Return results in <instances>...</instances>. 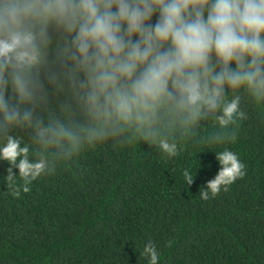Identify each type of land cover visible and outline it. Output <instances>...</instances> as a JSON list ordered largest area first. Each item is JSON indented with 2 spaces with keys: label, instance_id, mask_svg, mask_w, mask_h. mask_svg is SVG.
Returning a JSON list of instances; mask_svg holds the SVG:
<instances>
[{
  "label": "clouds",
  "instance_id": "1",
  "mask_svg": "<svg viewBox=\"0 0 264 264\" xmlns=\"http://www.w3.org/2000/svg\"><path fill=\"white\" fill-rule=\"evenodd\" d=\"M245 99L264 104V0H0V162L15 197L54 156L129 128L169 159L204 121L220 129L206 143L226 145ZM215 153L203 200L246 175L236 152ZM140 256L160 264L154 241Z\"/></svg>",
  "mask_w": 264,
  "mask_h": 264
},
{
  "label": "trees",
  "instance_id": "2",
  "mask_svg": "<svg viewBox=\"0 0 264 264\" xmlns=\"http://www.w3.org/2000/svg\"><path fill=\"white\" fill-rule=\"evenodd\" d=\"M244 108L226 145L206 143L220 129L204 121L169 159L129 128L71 160L54 156V170L19 197L3 179L11 165L0 162V264H149L140 252L150 241L160 264H264V104L245 99ZM224 146L246 175L203 200Z\"/></svg>",
  "mask_w": 264,
  "mask_h": 264
}]
</instances>
